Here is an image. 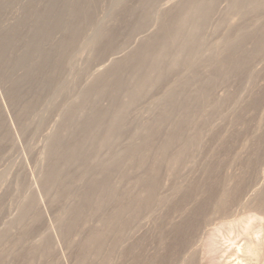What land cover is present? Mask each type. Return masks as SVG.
Returning a JSON list of instances; mask_svg holds the SVG:
<instances>
[{"label": "rangeland", "instance_id": "1", "mask_svg": "<svg viewBox=\"0 0 264 264\" xmlns=\"http://www.w3.org/2000/svg\"><path fill=\"white\" fill-rule=\"evenodd\" d=\"M49 1L50 0H0V54H2L0 56V57H2V58H0V75L3 74V72H4V75L0 76V264H79L80 261H78L77 259L80 258V257L78 258V256L81 254L80 249H87L88 248L87 243H86V239L88 238L89 234L92 231H95V229H99V228L103 227L101 220L103 218H105L108 213L111 214L114 211V210H111L114 206L116 209V206H118V202H115L114 204H109L108 207L106 208L105 213L104 214L100 213L95 206H98V203L100 201L107 200L108 194L105 195L106 191L102 190L103 185H98L96 191L94 192V194H95L94 203H92L90 206L86 207L85 216L81 215L78 218L75 217L74 220L77 221V227L74 229H71L68 233H65L62 236L61 235L58 236V234H61L60 231L58 230V229H60L59 223L61 221L65 222L71 218V217H67V215H68L67 211L70 210L71 208L75 209L77 206L81 205V202H80L81 195H83L86 191H88L90 189L93 190L97 186V184H102V181H103V179H105V177H104V171L101 170L99 167L96 168L93 166L89 170H85V169L80 170L79 164H75L77 166H74V164H73V166L71 165L72 167H67L64 171H62V175L70 174V175H73V177H74L73 180H71L70 182H67V185L71 184L70 189H69V187L67 188L68 193L66 192V189H64V191H62V189L59 190L60 187L59 188L55 187V188H58V190L53 188L52 190L49 191L50 193L49 192L43 193L42 187L41 188L39 187V186H43V180H41V179L44 176L45 172L47 171L48 167H50V165H51L50 162L51 163L54 162V157L52 156L53 157L52 158L49 154L50 153L49 147H50V143H51L50 138H51V136H53L55 134H59V132L63 136H66L65 135L66 133H68L67 135H69V133L73 130V126L70 124V127H69V122L66 123V119H65L67 116L66 114L68 113V111L73 109L74 106L79 105V102L77 103L76 100L77 101H78V99H79V101L81 100L80 96H83V94H82L83 92H84V96L86 93H88V91L87 92H85V91L89 88L91 89V86L93 85L92 83H94L96 81L97 76L99 77V75L108 73V71H110L114 67L113 63H115V65H116L117 63H122V60H124V59L125 60L123 62L127 61L126 59L130 58L132 56L131 54L135 55L137 53V51L140 49V47L143 45V43L145 44V42H148L150 39H154L156 37H159L160 41L165 40V37H163L161 39L160 36H163V35L159 34V31H160L161 26H162L161 25L162 20L160 21V16H161V19H162V15L169 18L171 15H173V12L177 11V8L172 9V8H175V6H176V5L174 6V4H177V5L182 4L181 1H183V0H158V1L156 0L155 5L157 8L156 7L152 8L154 13L152 11L149 15L146 14L148 16H144L145 15L144 13L146 12L147 8H146V5H143L144 3H141L142 2L141 0H125L126 2L123 1L122 3L121 2L118 3L117 0H97L96 3H94V4H91V3H89V1H86V0H66L69 2L66 4H64L65 0L64 1L63 0H51L50 2ZM62 1H63V3H62ZM85 1H86V3H85ZM233 1L234 0H219L215 4L214 13L208 18V21L206 23V26H205L204 32H203V38L206 40L205 45H207V46H205L206 48L205 47L203 48L204 50L203 49L201 50V52H200L201 54H199L198 56H193L191 58L190 63L188 65L190 67L192 66L193 68L191 69L190 67H186V68H183L180 70H175V71L167 73L165 78L159 83V85H156L155 88L154 87L150 88L148 90L147 94L144 95L145 97L143 96L144 98L142 97L140 99V102L137 101L134 104V106H132V108L129 109V111L125 115L126 118H124V126H123L124 128L122 130L123 134L121 133V136L118 137V138L121 137V139L119 141L116 140L117 143L113 144L114 148L111 147L114 151L112 150L111 152L114 153L116 151L117 155H119L120 153L123 152V150L126 147H128L132 144V142H133L132 139L137 138V139H135V141L136 140L141 141V137H142V140H143V137L145 138L146 136L149 135L146 133V131H144V127L148 124H152V126H155V130H157L159 132L157 134V137L159 136L158 138L160 140L162 139L160 141L162 144L164 142L163 140L166 139V137H165V136H167L166 134L171 130V127L173 126L172 121L165 122V123H159V121L157 120L160 116L159 114L166 110L167 104L165 103V100L167 98V95H169L174 89L178 88L182 81L187 79V77L189 78L194 73L198 74V75L201 74L200 76H203L204 78H206L207 76H209L210 73H215L214 71L220 72L218 67H216V68L211 67L210 66L211 63H208L209 61H207V60H208V58H209V60H211V58H213L212 57L213 55H215L217 57H221L224 54V53H222V47L225 44H228V45L234 44L233 40L227 39L226 37H227L228 31H231L233 27L234 28L236 27V25L237 26L239 25V26H241L247 30L258 29V30H262V32H264V19L262 18V17H264V9L263 8H259L257 10H251V11L245 12L244 13L246 15V16L244 15L245 18H243L241 20L238 19V21H236L237 23L235 22L236 24H234L233 22L232 23L228 22L227 18L229 17V14H228L230 11L229 7H230L231 3H233ZM82 2H83V6H82ZM261 3L264 4V0H261ZM88 4L91 5L90 8H88L89 7ZM117 4L118 5L120 4V6H118ZM64 5H65V7H64ZM73 6L74 7L76 6V7L74 8ZM141 6H142V9H140ZM158 6H160V7H158ZM123 7L124 8L127 7V8H125L126 10L123 9ZM37 8H38V10H37ZM95 8H97V9H95ZM143 8H146V9H144L145 11H143ZM60 9L62 10V12H65L64 14H62V16L60 15V13H62ZM76 9H77V11L79 10L80 12L83 11L84 9H86L87 12H91V14L93 13L91 15V17L93 16L92 18H94L95 21L92 18L88 19V18H90L89 17L90 13H89V16L87 19L86 18L84 19L83 16L79 17L78 14L81 15L82 12L79 13V11H78L77 15L74 14L76 12L75 11ZM92 9L93 10L95 9V11H92ZM70 10L75 11V12L73 11L74 13H72V18L75 15L77 16V17L75 16L76 18L74 17V19L76 21H73L74 19L72 20L73 26L76 22H78L79 25L81 24L82 26L75 24V26L78 27V28H76V27H73L72 25H69L71 22V21H69L71 19V17H69V15L71 16V14L69 12ZM227 10H229V11H227ZM49 11L52 13L49 14ZM56 11L62 17V22L61 21L60 22L62 24L64 23L62 25L59 22L60 23L59 27L61 28V27L67 26V27H69L68 30H67V28L65 29V27H64V29L63 28L60 29L59 27H57L58 20L56 23L55 18L54 17H53V19L51 18L53 15L58 18ZM160 11H161V13H160ZM35 12H37L36 13L37 16L39 15L38 16L39 19H41V16L43 17L42 19H44L47 16V15L45 16L46 12H48L47 14L49 15V18H51V22L53 20V22H55L57 24V25H55L54 28L52 26H50L52 28L49 29L50 30L49 31L50 36L48 35V37H47V38L50 37L49 39L43 38L44 39L43 40L41 35L39 34L38 31L41 28V26L43 25L42 21H44V20L41 19L42 21L40 22L41 25L39 27L38 26L39 24L37 23L39 19L37 18L36 15H34ZM128 12L130 13V15L128 14ZM42 14H44L45 17ZM136 14L138 15V17L140 16L141 20H140V18L137 17ZM152 14H154V15H152ZM65 16H66V18L69 17V18H67V19H69L68 23L66 22L67 19H64ZM144 17H146V18H144ZM80 18L84 19L85 21L81 20ZM63 19H64V22H63ZM33 20H35V21L37 20L36 23ZM87 20H89V21H87ZM91 20H92V22H90ZM135 20H136L137 24L134 22ZM49 21H50V19H48V21H46L47 23L44 22L45 25L48 24ZM138 21L141 22L140 24L143 23L142 28L140 27ZM221 21H224V22L220 23ZM51 22L48 24V26L50 24H52L54 26V24ZM133 23H134V25H132ZM31 25H32V27H31ZM36 25H37V27H36ZM228 25H231V26H228ZM71 26H72V29L73 28L74 29L76 28L77 30L79 29V31L82 33L80 35L81 39H79L80 37L78 36L79 38L77 40L79 42H77V40L75 41L77 45H75V43H74V45L72 47H68V45H69L68 41L70 40V38L72 36V34L70 32L74 33V31H73L74 29L71 30ZM38 27H39L38 31L37 30L33 31V29L35 30ZM43 27H44V25H43ZM55 28H57V30ZM80 28H82V29H80ZM103 28L106 30H103ZM44 29H45V27H44ZM53 29L56 31H54ZM100 29L103 30L102 31L103 35L101 36V38L104 36L103 37L104 40L99 39L98 41H102V42H100V44H99V42H96L98 44V46H97L96 43L93 44L92 41L98 37L97 34H99L98 31L100 32ZM65 30H67L68 32L67 31L65 32ZM108 30L112 35H110V36L105 35V34H107L106 32ZM12 33H14V34H12ZM37 36H38V38H37ZM107 37H110V39ZM29 38H31V39L29 40ZM39 38L41 39L40 41H39ZM36 40L38 41L37 44H39V42H41L40 44H42V45L39 44L40 48L36 44ZM33 41L35 42L34 46H33V43H34ZM249 42L246 43L244 51L246 53L259 54V55L255 56L253 58V61L250 62V64L246 65V67H244L245 74H244V72H242L243 73L242 75L240 73H238L236 76L234 75L235 79H234V77L231 78V75H232L231 74V75H229L230 77L225 78L226 80L221 79L223 82L219 80L217 82L218 85L217 84L215 85L217 87V89H214V92H213L214 95H212L213 99H211V101H209V104L212 103L211 105H213V102L219 100L221 97V99L223 98L222 100L220 99L222 104H223L222 105L223 107H220L221 109L220 108L219 109H213V106H210L209 104L206 103L205 105L202 106V109H204V110L201 112L204 114V116L207 115L206 116L207 120L205 117L202 118L203 114L200 111L198 113H199V115H202V117H200L199 115H196V118L198 116V118L195 120L196 124H198V123L201 124V122L204 123V121L206 124L208 123L207 125L205 124L206 126H208L207 127L208 130H205V131H208V132L206 134L204 131V134H203V136L206 134L204 136V139H203V142H205V144L203 143V145L200 147L201 149H199V150L197 149L195 151V152H197V154L195 152L192 153L193 155L189 157V161L187 160L185 162V163L188 162V164H184V166H182V168H180L179 173L176 174V176L179 175L178 179L175 176L168 175L170 173V172H168V171H170V169L167 167V164L165 162V167H167V168L163 167V169H162L164 171V173H162L163 176L160 173L161 178L159 177V179L161 180L164 177V175H166L164 177L165 179L163 178L161 181L158 179L159 180V184H158L159 190H157L158 193L156 196L158 199L155 198L153 200L155 204L152 202L153 204H151V206L149 207V210L146 211V213L145 212L143 213L144 216L143 215L139 216L141 219L138 217L134 220V226L133 227L135 229L137 228L136 231H134V228L131 229V227H132V224H131V226L127 229L128 231H126L127 233L124 234L122 239H120L118 245H116L114 250H112L113 252L114 251H116V252H114V253L112 252L113 254H111L112 256L110 257L109 263L103 257L105 254L103 255V253H102V256H100V257H92V259H89L87 261L88 264H119L121 259H124V258L126 261H128L127 262L128 264H136L134 262V259L138 258V257L142 258L140 260V262L142 260L145 261L146 259L149 260V257H150V259L152 258L151 260H152V262H154V260L156 258H158L157 256H160V257L162 256L161 259L163 258V260L159 259L160 258L159 257L158 259L155 260L156 263H158L157 261H159V263L161 264L163 261H166L168 259V262L166 261L162 264H174L176 262H178L177 264H184L185 259H187L188 256L191 255V252L193 254L196 253V255H197V256L195 255L196 264L197 263L203 264V262H204V264L206 262H209L208 264H216V262L213 261V259H212V257H213L212 255H211L212 256L211 257L208 255L206 256V254H205L206 253L205 252V249H206L205 248V242H206L207 238L210 236V231L212 230L214 232L215 229H217L218 227L222 231L221 226H223V227L227 226V228H228V225H226V226H225V224L222 225L223 221L225 223H227L230 220L231 221L232 220H238V219L242 218V214L244 216L245 215L247 216V214L249 213L248 211H250V210L252 213L257 211V208H254V205L250 206V203H251V200L253 199V201H254V198H256V197H258L260 199L259 195L261 194V192H264V190H263L264 189V142H263V140H264V137H263L264 136V48L260 47L258 49L253 40H251ZM212 43H214L215 45H212ZM99 45H101V46H99ZM109 45H110V47H109ZM94 46L95 47L97 46V49H95ZM210 46L219 47L218 48L219 52H216L215 54L212 52H209ZM32 47H37V49L41 50L43 53H41V55H40V53L36 52V54H35L34 50L37 51V49L33 50ZM61 47H62L64 53H65L64 48L68 47L69 49L66 50V52L69 51L68 55H71L69 57H66L68 60L67 61L65 60L64 66L62 65V62H64L63 59L65 58V56H68V55H67V53H65L64 55H61V54H63V51L62 50L60 51ZM8 51H9V53H8ZM26 51L30 52L29 54L26 53L27 56L25 55ZM45 51H46V53H45ZM24 55H25V57H23ZM39 55H40V58H39ZM58 55L61 58V63H59V65H58V61H60L59 60L60 58L58 57ZM41 57H43V58H41ZM56 57L59 58L58 61H57ZM201 57H202L203 61H202ZM18 59L19 60L21 59L22 61H17ZM40 59H41V61H39ZM27 60H28V62H27ZM204 60H205V64H203ZM25 61H26V63H25ZM37 61H38V63H37ZM14 62H16L17 64ZM19 62H22V64H20ZM201 62H203L202 67L199 64ZM8 63H10L9 67L6 66V65H8ZM35 63L40 64V65H38V67H36V66L32 67V66H34ZM206 64H207V66H206ZM134 65H135L134 63H131L125 67V70L127 71V73L130 74L133 72ZM58 66H61V67H59V69H56V67L58 68ZM25 67H26V69H25ZM214 67H215V65H214ZM12 69H13V71L11 72ZM226 69L232 70V66L230 65V66L226 67ZM30 71H33V72L30 73ZM34 72H37V73H34ZM234 72H236V70ZM244 75H246L245 76L246 78L243 77ZM239 76H240V78H239ZM53 78L57 79V80L55 79L56 82L58 81V83H56L57 85L54 84L55 80L53 81ZM6 79L8 81H6ZM18 79H20L19 82H18ZM21 79L23 80L22 82H21ZM219 82H221V83H219ZM10 83H11V85H10ZM17 83L18 84L20 83V85H17ZM50 83L51 84L53 83L54 85L52 87H50V85H51ZM248 85H249V87H248ZM17 86H21L22 88L21 87L19 88ZM192 87L194 90L195 86H192ZM192 87H191V89H192ZM239 89H241V90H239ZM215 92L219 95H216ZM122 94L113 92V94L110 96L106 95L104 97H100L97 99L96 98L94 99L92 97L94 99V101L89 100V104H87L88 107L86 108V106H85V109H87L85 111V113L86 114L90 113L96 107L97 108L99 107L103 110H106L108 113L109 112L112 113V109H113L112 108L113 107L112 106V103H113L112 100L114 97H118L120 101L126 100V98H124V94L123 95ZM252 95H253V97H252ZM92 98H90V99H92ZM228 98H230V100ZM244 99L246 101H244ZM257 100H258V102H257ZM96 102H98V103H96ZM26 103H28V104H26ZM235 103H237V104H235ZM23 105H24V107H23ZM25 105L26 106L27 105H33L35 108H33V106H32V110L29 109V111H26ZM240 105H242L241 106L242 108H240ZM24 111H26V113ZM237 114H240V115H237ZM63 117H65V118H63ZM77 119L80 120L79 118H77ZM77 119L75 120L76 124L80 123V121H78ZM200 119H201V121H200ZM175 120L177 122L182 121V117L179 113L176 115ZM15 123H18V124H15ZM210 125H211V127H209ZM139 126L141 129L139 128ZM212 127H213V129H212ZM70 128H72V129H70ZM67 129H68V131L69 130L70 131L66 132ZM218 129H219V131H218ZM15 130H16V132H15ZM188 130H192L191 127H189ZM17 131L20 133H18ZM57 131H59V132H57ZM190 133H191V131H189V132L185 131L184 136L186 134H188L187 136H191L192 133H191V135H190ZM208 133H209V135H208ZM210 133H212V134H210ZM224 133H227V134H224ZM233 134H234V136H233ZM213 135L216 136V138ZM226 136H227V138H226ZM260 136H261V138H260ZM157 137H155V138H157ZM207 137H210V138L207 139ZM230 137L233 139V140L231 139L233 142L230 140ZM76 138H82V136L77 135ZM158 138H157V140L155 139V141H154V143H155L154 144L155 145L154 146L155 147L154 153H156V148H158L160 145ZM210 139H211V141H210ZM227 139H229V140H227ZM130 140H132V142ZM206 140L208 142H206ZM216 140L218 142H215ZM219 140H221V141H219ZM211 142L213 143L214 146L212 145ZM223 142H225V143H223ZM260 142H262L263 144ZM181 143H182V141L180 142V144ZM209 143H211V144L209 145ZM222 143L225 145H223ZM156 144H158V145H156ZM249 145H250V147H249ZM228 146H230L229 147L230 149H228ZM204 147H205V149H204ZM211 147H212V149H211ZM253 148H255V149H253ZM107 149L109 150V148L98 149L97 151L99 154L96 153V156L98 154V156L101 157V158L100 157L99 158L102 159V161L106 160L107 158L110 157V155H109L110 151H108ZM202 149H204V150H202ZM219 149H221V150L219 151ZM250 149L251 150L253 149V150L251 151ZM211 150H214L215 153H213V151H211ZM249 150L251 153L249 152ZM246 151H248L247 154H246ZM46 152H47V154H49L48 157L46 156ZM220 152H222V153H220ZM197 155H199V156H197ZM192 158H193V160H192ZM250 158H252V159H250ZM198 159H200V160H198ZM236 159H238V160L236 161ZM239 159H240V161H239ZM203 160H205V161L203 162ZM227 160H229V161H227ZM124 162H126V161H124ZM242 162L244 165L243 164L241 165ZM88 163H89V161H88ZM198 163L199 164L201 163V164L197 166ZM205 163L209 166H212L215 163L212 166L213 172L210 175L211 177L208 176V174H206L205 169L207 168V166ZM188 166H189V169L191 168L190 170H188ZM248 166H249V168H248ZM123 167L126 168L127 165L125 164V166L123 165ZM185 167H186V169H185ZM202 169H204L205 171ZM129 170H130V168H129ZM131 170H133L132 173H135L137 171V175L145 173L144 169L138 171L139 169L132 167ZM131 170H130V173H131ZM165 170H168V171H166L167 173H165ZM201 170L203 171V173ZM118 171H119L118 168L110 171L111 174H110L109 178H110V183L113 185V187H115L116 195L120 196L121 194H124L126 190L129 189L130 185L128 183L131 182V179H133V177H135L136 175L131 173L130 175H132V177L130 176V178L127 179L129 181L125 180V182L127 183L126 185H129V186H125L124 180L120 181V179H119V172ZM243 172H244V174H243ZM185 173H188V174H185ZM191 174L194 176H192ZM246 174H248V175H246ZM230 175H232L234 179ZM180 176H182L181 177L182 179L180 178ZM212 176H213V178H212ZM219 176H221V177H219ZM246 176H247V178H246ZM173 177H174V179H173ZM200 177H201V179H200ZM203 177L206 179H204ZM235 177H238V178H236V181H235ZM248 177H249V181H248ZM167 178H168V180H167ZM210 178L213 180H210ZM188 179L191 180V182ZM216 179H217V181H216ZM218 179H222V180L220 181ZM226 179H227V181H226ZM243 179H244V181H243ZM165 180H166V182H165ZM214 181H216V183ZM222 181H224V182H222ZM211 182H213V183H211ZM164 183H165V185H164ZM190 183H192V185ZM220 183H222V186ZM243 183H245V184H244V187L242 189ZM162 184H163V186H162ZM194 184L195 185L198 184L197 186L198 187L200 186V187L197 188V190L195 187L192 189ZM179 185L184 186L185 187L184 189L189 187L190 191L189 190H186V191H189L190 193H191V191L193 192L196 190L195 191L196 193L194 192L195 198H194V194H193V197H192V195H189L192 197V198L190 197V199L192 200L194 198L195 201H194V199L192 201L188 199L189 200V202H188V200H186L184 197L182 198V196L184 194L183 195L176 194L175 190L178 188L177 186H179ZM229 186H230V188H229ZM245 186H247V188H245ZM120 187H123L125 189L127 187V189L125 190L122 188L123 191L120 192V190H122V189H120ZM205 187L207 188V191H208L209 187H210L209 189H211V190H212V188H213V190L214 189L215 190H217V189L221 190V188H223L222 189L223 192H227L229 190L233 191V189H236L239 187L240 193H242L240 195L242 197V199H239L240 196H238L239 198H237V201L239 203L234 202V203H237L238 206L234 207L233 206L234 203H233L232 206L230 207L229 211L220 212L217 210V209H219L218 204H216V206L218 207L217 208L215 206V204L213 203L214 201H209L211 199L208 196L209 193L207 194ZM261 188H262V190H261ZM37 189H39L40 192H38L39 190L36 191ZM225 189H226V191H225ZM198 190L201 191L200 193L203 192V194H199ZM244 190H246V191H244ZM61 191L63 194V195L62 194L61 195L63 197L60 195ZM205 191H206V193H205ZM259 191H260V194L257 193ZM56 192L59 194V199L56 198L58 195ZM65 192H66V196H65ZM254 192H256V193L254 194ZM173 194H174V196H171ZM256 195H258V196H256ZM32 197H36L38 200V204L34 205L36 207L38 206L37 208L34 209V210L38 209V211L35 212L34 210H29L30 213L28 215L26 213H25L26 215L24 214L25 216L21 215L22 212H20V211L22 209L20 210V208H22L21 206L24 205L23 201L26 202L27 198L30 199ZM61 197L63 199H61ZM165 197H167V198L171 197L170 201L172 203L171 202L167 203V205H166V203L164 204L163 201H164ZM160 198H162V200ZM54 199H56L57 201H55ZM205 199L207 201H205ZM193 201L196 202L197 204L199 203L198 206H201V208H202V210L199 214L193 213L194 215L196 214L195 217L193 216V214L192 215L190 214L193 212L192 209L195 206H197V204L194 205ZM204 201L206 202V205L208 202H210V205L208 203V205L206 206ZM190 202H192V203L190 204ZM173 203L176 205V207H174L175 205ZM201 203L204 204L203 207H202ZM211 203H213V204H211ZM245 204H247L249 209L250 208L251 209L250 210H248V208L246 209L247 205L244 208V206H242V205H245ZM189 205H191L192 208ZM234 205H236V204H234ZM34 206H32V209L34 208ZM152 206L155 208H151ZM179 206H180V208H179ZM214 206L216 209L214 208ZM161 207H163V208L165 207L164 208L165 210L164 209L162 210ZM205 207L207 209L203 210ZM211 207H212V211L209 212ZM237 207H239V208H237ZM175 208H176V210H175ZM253 208H254V210L255 209L256 210L254 211ZM214 211H216V212H214ZM245 211H246V213H245ZM258 211H257V213H258ZM260 211L263 212V215L261 214ZM260 211H259V213L262 216L259 213H258L259 215L257 213L256 214L258 215V218L260 220H264V208L260 209ZM34 212L36 214H38V216L35 215ZM148 212H150V213H148ZM178 212H180V214ZM182 212L185 216H183ZM228 213L231 214V216ZM161 214H164V215L168 214L171 217L167 215L166 216L167 218H166L165 216H163ZM40 215L42 218L40 217ZM190 215L193 216L194 218L191 217ZM197 215H198V218H196ZM147 216L149 218H147ZM206 216H210V217L207 218ZM22 217L24 218V220ZM154 217H155L156 221L154 220ZM212 217H213V219H212ZM19 218L20 219L22 218V219L19 220ZM190 218H192V222H194V225L199 220L198 225L196 224L199 227H197L196 225L193 226V228L190 226L184 227L183 226L184 223L189 222ZM182 219H183V221H182ZM187 219H189V220H187ZM142 220H143V222H142ZM145 220H146V222H145ZM153 220L155 221V225L153 224V222H154ZM160 220L162 223L160 222ZM166 220L168 222H166ZM184 220H185V222H184ZM213 220H216V221L214 222ZM137 221L139 223L141 222L142 227H140V225H139V223H137ZM164 221H165V223H164ZM202 222H204L206 224L203 225ZM263 222L264 221H262V224H261L262 226H264ZM156 223H158L160 225L157 224V226H156ZM252 223H253V225L252 224H250V225L254 226V228L256 227V229H258V230L260 229L261 225L258 226L259 224H258L257 220L256 221L252 220ZM259 223H261V221ZM165 225H167L169 227H167V229H166V227H162ZM137 226H139V227H137ZM158 226H160V227H158ZM203 226L205 229L203 228ZM54 228H55V230H54ZM174 228H176V230ZM177 228L179 231H177ZM219 228L217 230H219ZM227 228H224V230L222 231L225 235H226V231H229ZM263 228L264 227L261 228L262 231H261V229H260V231H258L261 234H258V232H257V236L255 234V238H258L259 240H262L264 238V231H263L264 229ZM256 229L252 228L253 231H257ZM196 230H198V231H196ZM168 231L170 232V234ZM239 231H238V233H239ZM53 232H55V233H53ZM213 232H211V233H213ZM128 233H130V234L128 235ZM131 233H132V237H131ZM172 233H173V236H170V235H172ZM181 233L183 234V236ZM228 233H230V232H228ZM178 234H181V235H178ZM231 234L232 235L230 237L228 236L226 239H225L226 236L223 235L222 248H223V250L226 249V251H224L225 258L224 259L222 258V261L220 260V263L222 262V264H227V263L228 264H230V263L231 264H233V263L237 264V263L242 262L245 259V258L243 259V257H244L243 253L241 254L240 252H238L236 250L239 246L243 247V243L245 244V242L247 241V239H245V234L243 232L240 233V234H243L244 241H243V239H241V238H243L242 236L240 238V236H238V234L237 235L235 234V236L233 233H231ZM44 235H46V237H44ZM47 235L48 236L50 235L53 238L55 237L57 241L60 239L58 242H56L55 238L52 241H50V243H51L50 249H44L42 247V245L44 246L43 243L48 238ZM54 235H57L58 237L61 236V237L57 238V236H54ZM166 235H168V236H166ZM258 235H261L259 237L260 238L262 237V239H260L258 237ZM251 236H252V231L250 230V235L248 238H250ZM42 237L44 239H41ZM234 237H236V238H234ZM253 237H254V235H253ZM114 238L116 239V236H114L113 234L110 233L108 235V239H107L106 245L104 247V252L108 250L107 249L108 247H109L108 251H110V247L112 245L111 243L114 241ZM125 238H127V239H125ZM229 238L232 240L230 241ZM50 239H52V238H50ZM187 239H189V240H187ZM40 240H43V241L40 243ZM127 240L130 244L127 242ZM142 240L143 241L145 240V241L142 243ZM182 240H183V243H182ZM131 241H134V243ZM173 241L177 242V243H175L177 245H175ZM238 241H240V242H238ZM124 242H125V244H124ZM139 242H140V244H139ZM135 243H136L135 247L138 248L137 250L130 248V247H134ZM190 243H191V245H190ZM108 244H110V245H108ZM182 244H183V247L181 246ZM128 245H129V247H128ZM160 245H162V246H160ZM169 245H170V247H169ZM139 246H141V247H139ZM190 246H191V248H190ZM199 246L201 249L198 248ZM176 247L178 248V250ZM34 248H36L38 251L33 253L32 249H34ZM122 248L124 249L123 251H122ZM140 248L143 250H141ZM165 248L167 251L169 248L173 251L175 248L176 249L173 253V251H171L170 249L169 250L171 252L170 251H168V252L164 251ZM188 248H190V249L188 250ZM129 249H132L134 251L130 252ZM127 250H129V251L127 252ZM227 250L231 251V253L228 252L229 253L228 255L226 254ZM238 250H239V248H238ZM193 251H195V252H193ZM197 251H198V253H197ZM200 251H202V252H200ZM122 252H124V254ZM157 252L159 255H157ZM169 252L171 253V255ZM236 252H237V255H236ZM146 254H147V256H146ZM203 254H204V256H203ZM168 255H169V257H168ZM129 256H131V257H129ZM172 256H174L175 259H173L174 257H172ZM199 256L201 257V259ZM233 256H235V258H233ZM177 257H178V259H177ZM207 257H209V258L211 257L210 258L211 261H209L210 259ZM153 258H155V259H153ZM237 258H239V259L237 260ZM240 259H242V261H240ZM160 260H161V262H160ZM199 260H201L202 262ZM230 260H231V262H230ZM124 262L125 261H123V262L121 261L120 264H125L126 262L125 263ZM244 262H247V261H243V264H245Z\"/></svg>", "mask_w": 264, "mask_h": 264}, {"label": "bare ground", "instance_id": "2", "mask_svg": "<svg viewBox=\"0 0 264 264\" xmlns=\"http://www.w3.org/2000/svg\"><path fill=\"white\" fill-rule=\"evenodd\" d=\"M51 1V0H50ZM49 1V2H50ZM64 1V0H63ZM63 1H62V3H63ZM86 1H89V3H91V4H94V3H96V1L97 0H86ZM86 1H85V3H86ZM123 1H125V0H117V2L119 3V2H123ZM142 2L141 3H144L143 5H146V8H147V10H146V12L144 13L145 15L144 16H148L152 11H153V9L152 8H154V7H156V5H155V1L156 0H141ZM158 1V0H157ZM217 1H219V0H183V1H181V3L182 4H179V5H177V4H174V6H175V8H172V9H176L177 8V11H175V12H173V15H171L169 18H167L166 16H164V15H162V19H161V16H160V21L162 22V26H161V29H160V31H159V34H162L163 36H160L161 37V39L163 38V37H165V40H163V41H160L159 40V37H156V38H154V39H150L148 42H145V44L143 43V45L140 47V49L137 51V53L135 54V55H133V54H131L130 56V58H128V59H126L127 61H125V62H123L124 60H122V63H117L116 65H115V63H113V68L110 70V71H108V73H106V74H102V75H99V77L97 78L96 76V81L94 82V83H92L93 85L91 86V89L89 88V89H87L85 92H87L88 91V93H86L85 94V96H84V92L82 93L83 94V96H80L81 98V100L79 101V99H78V101L76 100V102L78 103L79 102V105L77 106H74V108L73 109H71L70 111H68V113L66 114L67 116H66V118L65 117H63V118H65L66 119V123H68L69 122V127H70V124L73 126V130L69 133V135H67L68 133H66L65 135L66 136H63V135H61L60 134V132L59 131H57V132H59V134H55V135H53V136H51V138H50V149H49V154H50V156L52 157H54V162H50V167H48V169H47V171L45 172V174H44V176L42 177V179L41 180H43V186H39L40 188L42 187V189H43V193H48L50 190H52L53 188H55V187H60V189L59 190H61L62 189V191H64V189H66V192H67V188L69 187V189H70V187H71V184H69V185H67V182H70L71 180H73V175H70V174H65V175H62V171H64L67 167H72L73 166V164H74V166H77V165H75V164H79V166H80V170H89L91 167H96V168H100L101 170H103L104 171V177H105V179H103V181H102V184H97V186L92 190V189H90V190H88V191H86L83 195H81V197H80V202H81V205H79V206H77L75 209H70V210H68L67 212H68V215H67V217H71L69 220H67V221H61L58 225L60 226H58L60 229H58L59 231H60V233L61 234H58V236L59 235H64L65 233H68L71 229H74V228H76L77 227V221H75L74 219H75V217L76 218H78L79 216H85V214H86V207H88V206H90L92 203H94V196H95V194H94V192L96 191V189H97V187H98V185H103V188H102V190H105L106 192H105V195L106 194H108V196H107V200H105V201H100L99 203H98V206H95L96 208H97V210L100 212V213H102V214H104L105 213V211H106V208L108 207V205L109 204H114L115 202H118V206H116V209H115V206L111 209V210H114L111 214H107L106 215V217L105 218H103L102 220H101V223L103 224V227H101V228H99V229H95V231H92L90 234H89V236H88V238L86 239V243H87V246H88V248L87 249H80V255L78 256V258L79 259H77L78 261H80L79 262V264H86L87 263V261L89 260V259H92V257H100V256H102V253H103V257H104V259L106 260V261H108V263H109V261H110V257L112 256L111 254H113L114 252H116V251H112V250H114V248L116 247V245H118V243H119V241H120V239H122V237L124 236V234L125 233H127L126 231H128L127 229L131 226V224H132V227H131V229L132 228H134L133 226H134V220L136 219V218H138L140 215L142 216L143 215V213L145 212L146 213V211H148L149 210V207L151 206V204H153L154 203V199L155 198H157L156 196H157V193H158V191L157 190H159L158 189V184H159V177L161 178V176H160V173H161V175H162V173H164V171L162 170L163 169V167H165V162H166V164H167V167L170 169V171H168V170H165V173H167L166 171H168V172H170L168 175H172V176H175V177H177V179H178V176H176V174L177 173H179V170H180V168H182V166H184V164H188V162L187 163H185L187 160L189 161V157L190 156H192L193 154V152H195L197 149L199 150V149H201L200 147L203 145V143L205 144V142H203V139H204V136L207 134V132L208 131H205V130H208L207 129V127L208 126H206L207 124L205 123V121H204V123L203 122H201V124H196L195 123V120L198 118V116H197V118H196V115H199V111L201 112V111H203L204 109H202V106L203 105H205L206 103L207 104H209V101H211V99H213V97H212V95H214V89H217V87L215 86L216 84H217V82L220 80V81H222L221 79H225V78H227V77H230L229 75H231V78L232 77H234V79H235V76L238 74V73H240L241 75L243 74L242 72H244V67H246V65H248V64H250V62H252L253 61V58L255 57V56H257V55H259V54H251V53H246L245 51H244V48H245V46H246V43L247 42H249V41H251V40H253L254 42H255V44H256V46H257V48L259 49L260 47H263L264 48V32H262V30H258V29H250V30H247V29H244L243 27H241V26H237L236 25V27L234 28H232V30L231 31H228V33H227V39H231V40H233V43L234 44H225L223 47H222V53H224L221 57H217V56H215V55H213L212 57L213 58H211V60H209V58H208V60L207 61H209L208 63H211L210 64V66L211 67H213V68H216V67H218L219 68V70H220V72H218V71H214L215 73H210L209 74V76H205L206 78H204L203 76H200V75H198V74H193L192 76H190L189 78L187 77V79H185L184 81H182L181 82V84L179 85V87L178 88H176V89H174L169 95H167V98H166V100H165V103L167 104L166 105V110L164 111V112H161L159 115V118L157 119L158 121H159V123H165V122H170V121H172V124H173V126L171 127V130L166 134L167 136H165L166 137V139L165 140H163L164 142L161 144V140L157 137V134L159 133L157 130H155V126H152V124H148V125H146L145 127H144V131H146V133L147 134H149L148 136H146L145 138L143 137V140H142V137H141V141H139V140H136L135 141V139H137V138H134V139H132L133 140V142H132V140H130L131 142H132V144L130 145V146H128V147H126L124 150H123V152L122 153H120L119 155H117V152L115 151L114 153L113 152H111L113 149L112 148H114L113 147V144L114 143H117V141L116 140H120L121 139V137L120 138H118L119 136H121V133L123 134V132H122V130H123V126H124V118H126V114H127V112L129 111V109L130 108H132V106H134V104L137 102V101H139L140 102V99L145 95V94H147V92H148V90L150 89V88H155V86L156 85H159V83L165 78V76H166V74L167 73H169V72H172V71H175V70H180V69H183V68H186V67H190L188 64L190 63V60H191V58L193 57V56H198L199 54H201L200 52H201V50L205 47V46H207V45H205L206 43V40L203 38V32H204V28H205V26H206V23H207V21H208V18L214 13V8H215V4L217 3ZM84 2V1H83ZM83 2H82V6H83ZM126 2V1H125ZM163 2V1H162ZM54 3V2H53ZM66 3H69L68 1H66L65 0V2H64V4H66ZM140 3V2H139ZM140 3V4H141ZM56 4V3H55ZM126 4V3H125ZM54 5V4H53ZM79 5V4H78ZM89 5V4H88ZM118 5V4H117ZM142 5V4H141ZM72 6V5H71ZM81 6V7H82ZM93 6V5H92ZM118 6H120V4L118 5ZM123 6V5H122ZM121 6V7H122ZM53 7V6H52ZM59 7V6H58ZM64 7H65V5H64ZM74 7V6H73ZM76 7V6H75ZM74 7V8H75ZM91 7V5H89V7L88 8H90ZM120 7V8H121ZM138 7V6H137ZM144 7V6H143ZM158 7H160V6H158ZM225 7V6H224ZM228 7V6H227ZM50 8V7H49ZM125 8H127V7H125ZM124 7H123V9H125ZM146 8H143V11H145L144 9H146ZM157 8V7H156ZM259 8H263L264 9V4H262L261 3V0H234L233 1V3H231V5H230V7H229V9H230V11L229 10H227V11H229V17L227 18V21L228 22H233L234 24H236L237 22L236 21H238V19H243V18H245V12H248V11H251V10H257V9H259ZM62 9V8H61ZM60 9V10H61ZM79 9V8H78ZM95 9H97V8H95ZM95 9L93 10L92 9V11H95ZM135 9V8H134ZM138 9V8H137ZM140 9H142V6H141V8ZM149 9V10H148ZM37 10H38V8H37ZM36 10V11H37ZM50 10V9H49ZM54 10V9H53ZM58 10V9H57ZM59 10V11H60ZM80 10V9H79ZM78 10V11H79ZM83 10V9H82ZM126 10V9H125ZM131 10V9H130ZM48 11V10H47ZM52 11V10H51ZM72 10H70L69 12H70V14H71V16L69 15V17H71V19L69 20V19H67V18H69V17H67L66 18V16H65V18L64 19H67L66 20V22L68 23L69 21H71L70 22V24L69 25H72L73 26V23H72V20L74 19V17L78 14L77 12V9L73 12H71ZM91 11V10H90ZM142 11V10H141ZM61 12H62V10H61ZM68 12V11H67ZM68 12V13H69ZM82 12V13H81ZM79 11V13H81V15L80 14H78L79 15V17L80 16H83V18L85 19H87L88 18V16H89V13H90V18H88V19H91L92 17H91V15L93 14H91V12H87V10L86 9H84L83 11ZM134 12V11H133ZM36 13L37 12H35L34 13V15H36ZM48 12H46V14H45V16L47 17H45L44 16V14H42L45 18L44 19H42L43 17L41 16V19L42 20H44V21H42L41 19H39V15L37 16V18L40 20H38V26L40 27V22L42 21L43 22V25H44V27H45V29H44V27H43V25L41 26V28L39 29V27L37 28V29H33V31H38V29H39V34L41 35V37H42V39L44 38V39H46L47 37H48V35H49V29H51L52 27L54 28L55 27V25H57V27H59V25H60V23L62 22V14H64L65 12H62V13H60V15H59V13H57V11H56V14H57V16H58V18L56 17V16H50L52 19H53V17L55 18V21H56V23H57V20H58V23L56 24L55 22H53V20H52V22H51V18H49V15L47 14ZM50 13H52V12H50L49 11V14ZM72 13H74V14H76L75 16H73V18H72ZM132 13V12H131ZM135 13V12H134ZM153 13H154V11H153ZM160 13H161V11H160ZM163 13V12H162ZM128 14L130 15V13L128 12ZM138 14V13H137ZM136 14V15H137ZM146 14H148V15H146ZM133 15V14H132ZM142 15V14H141ZM152 15H154V14H152ZM245 15V16H244ZM85 16V17H84ZM134 16V15H133ZM228 16V15H227ZM77 17V16H76ZM75 17V18H76ZM95 17V16H94ZM137 17H138V15H137ZM36 18V17H35ZM36 18V19H37ZM57 18V19H56ZM131 18V17H130ZM134 18V17H133ZM136 18V17H135ZM138 18H140V16L138 17ZM143 18V17H142ZM144 18H146V17H144ZM152 18V17H151ZM263 19H264V17H262ZM48 19H50V21H49V23L51 22V23H53L54 24V26L52 25V24H50L49 26H48V24H46L45 25V23L44 22H46V21H48ZM64 19H63V22H64ZM78 19V18H77ZM81 19V18H80ZM79 19V20H80ZM84 19H81V20H84ZM93 20H94V18H92ZM150 19V18H149ZM69 20V21H68ZM125 20V19H124ZM140 20H141V18H140ZM148 20V19H147ZM35 23H36V21L35 20H33ZM61 21V22H60ZM73 21H76L75 19L73 20ZM85 21V20H84ZM83 21V22H84ZM87 21H89V20H87ZM95 21V20H94ZM60 22V23H59ZM90 22H92V20L90 21ZM89 22V23H90ZM135 23H136V20L134 21ZM139 22V25H140V27L142 28L143 27V23L142 24H140L141 22L140 21H138ZM143 22V21H142ZM224 21H221L220 23H223ZM227 22V23H228ZM236 22V23H235ZM47 23V22H46ZM66 23V24H67ZM81 23V22H80ZM87 23V22H86ZM132 23V22H131ZM145 23V22H144ZM160 23V22H159ZM226 23V24H227ZM62 24V23H61ZM64 24V23H63ZM62 24V25H63ZM75 24H78L79 25V23L78 22H76ZM75 24H74V26L73 27H76L75 26ZM83 24V23H82ZM95 24V23H94ZM137 24V23H136ZM233 24V25H234ZM37 25H36V27H37ZM61 25V26H62ZM132 25H134V23L132 24ZM131 25V26H132ZM146 25V24H145ZM144 25V26H145ZM50 26H52V27H50ZM72 26H71V30H73L72 29ZM79 26H82L81 24L79 25ZM228 26H231V25H228ZM31 27H32V25H31ZM43 27V28H42ZM65 27V29L67 28V30L69 29V27H67V26H64ZM64 27H61V28H63L64 29ZM60 28V27H59ZM58 28V29H59ZM60 28V29H61ZM76 28H78V27H76ZM74 29L73 31H74V33H72V32H70L71 34H72V36H71V38H70V40L68 41L69 42V45H68V47H72L73 45H74V43H75V45H77L76 44V40L80 37V35H81V33L82 32H80L79 31V29L77 30V29ZM136 28V27H135ZM145 28V27H144ZM31 29V28H30ZM56 30H57V28H55ZM80 29H82V28H80ZM54 30V29H53ZM56 30H54V31H56ZM67 30H65V32L67 31ZM76 30V31H75ZM84 30V29H83ZM103 30H106V29H104L103 28ZM103 30H101L100 29V32L98 31V33L99 34H97L98 35V37L97 38H95L93 41H92V43L93 44H95L96 42H99V44H100V42H102V41H98L99 39L101 40V39H103V37L101 38V36L103 35V33H102V31ZM68 32V31H67ZM105 32V31H104ZM109 32V30L106 32L107 34H105V35H108V36H110V35H112L110 32ZM15 33V32H14ZM14 33H12V34H14ZM37 33V32H36ZM67 34V33H66ZM70 34V35H71ZM129 34V33H128ZM68 35V34H67ZM131 35V34H130ZM50 36V35H49ZM69 36V35H68ZM79 36V37H78ZM157 36V35H156ZM29 37V36H28ZM83 37V36H82ZM130 37V36H129ZM12 38V37H11ZM33 38V37H32ZM37 38H38V36H37ZM50 38V37H49ZM49 38H47V39H49ZM68 38V37H67ZM107 38H109L110 39V37H107ZM153 38V37H152ZM31 38H29V40H30ZM43 39V40H44ZM79 39H81V37L79 38ZM106 39V38H105ZM108 39V40H109ZM12 40V39H11ZM41 39L39 38V41H40ZM42 40V41H43ZM104 40V39H103ZM112 40V39H111ZM145 40V39H144ZM117 41V40H116ZM34 42V41H33ZM45 42V41H44ZM77 42H79L78 40H77ZM143 42V41H142ZM38 43V41L36 40V44ZM41 42H39V44H40ZM91 43V44H92ZM104 43V42H103ZM250 43V42H249ZM37 44L38 45V47L40 46V45H42V44ZM102 44V43H101ZM35 45V42L33 43V46ZM96 45L98 46V44L96 43ZM212 45H215L214 43H212ZM27 46V45H26ZM45 46V45H44ZM97 46L95 47V49H97ZM99 46H101V45H99ZM108 46V45H107ZM112 46V45H111ZM68 47H66V48H64L65 49V53H67V55L69 54V51H67L66 52V50H68L69 48ZM109 47H110V45H109ZM33 48V50L34 49H37V47H32ZM40 48V47H39ZM206 48V47H205ZM219 47H217V46H210L209 47V52H212V53H216V52H219V49H218ZM71 49V48H70ZM12 50V49H11ZM63 51V49H62V47H61V49H60V51ZM72 50V49H71ZM204 50V49H203ZM35 51V54H36V52H38V53H40V55H41V53H43L41 50H39V49H37V51L36 50H34ZM33 52V51H32ZM96 52V51H95ZM8 53H9V51H8ZM26 53L27 54H29L30 52L28 51H26L25 52V55H26ZM37 53V54H38ZM45 53H46V51H45ZM64 53V51H63V54H61V55H64L65 54ZM71 53V52H70ZM175 53V54H174ZM174 54V55H173ZM2 54H0V56H1ZM11 55V54H10ZM25 55L23 56V57H25ZM40 55H39V58H40ZM99 55V54H98ZM27 56V55H26ZM69 56H71V55H68V56H65V58L66 57H69ZM97 56V55H96ZM129 56V55H128ZM173 56V57H172ZM58 57H59V55H58ZM58 57H56V59H57V61H58V59L60 58H58ZM172 57V58H171ZM0 58H2V57H0ZM41 58H43V57H41ZM64 58V57H63ZM63 59L64 60V62H62V65L64 66L65 65V60L67 61L68 59L66 58V59ZM201 59H202V57H201ZM44 60V59H43ZM42 60V61H43ZM60 61H58V65H59V63H61V58L59 59ZM62 60V61H63ZM17 61H22L21 59L19 60H17ZM39 61H41V59L39 60ZM92 61V60H91ZM202 61H203V59H202ZM27 62H28V60H27ZM116 62V61H115ZM14 63H16V62H14ZM20 64H22V62H19ZM25 63H26V61H25ZM34 63V62H33ZM37 63H38V61H37ZM37 63H35L34 64V66H32V67H38V65H40V64H37ZM131 63H134L135 65H134V70H133V72L132 73H127V71L125 70V67L127 66V65H129V64H131ZM203 62H201V63H199L200 65H201V67H202V65L203 64H205V60H204V63L202 64ZM9 64L10 63H8V65H6V66H8L9 67ZM17 64V63H16ZM68 64V63H67ZM213 64V65H212ZM61 65V66H62ZM214 65H215V67H214ZM232 66V70H229V69H226V67H228V66ZM61 66H58V68L56 67V69H59V67H61ZM206 66H207V64H206ZM15 67V66H14ZM21 67V66H20ZM67 67V66H66ZM200 67V66H199ZM204 67V66H203ZM191 69L193 68L192 66L190 67ZM17 69V68H16ZM25 69H26V67H25ZM3 70V69H2ZM30 70V69H29ZM33 70V69H32ZM236 70V72H234ZM13 71V69L11 70V72ZM39 71V70H38ZM27 72V71H26ZM31 72H33V71H30V73ZM103 72V71H102ZM107 72V71H106ZM2 73V72H1ZM34 73H37V72H34ZM104 73V72H103ZM235 73V74H234ZM99 74V73H98ZM244 74H245V72H244ZM1 75H4V72H3V74H1ZM0 75V76H1ZM53 75V74H52ZM97 75V74H96ZM235 75V76H234ZM240 75V76H241ZM247 75V74H246ZM246 75H244L243 77H245ZM240 76H239V78H240ZM29 77V76H28ZM27 77V78H28ZM238 77V76H237ZM246 78V77H245ZM25 79V78H24ZM52 79V78H51ZM56 78H53V81L55 80ZM15 80V79H14ZM27 80V79H26ZM57 80V79H56ZM56 80H55V83L54 84H56V83H58V81L56 82ZM226 80V79H225ZM6 81H8L7 79H6ZM20 81V79H18V82ZM23 80L21 79V82H22ZM15 82V81H14ZM27 82V81H26ZM93 82V81H92ZM223 82V81H222ZM219 83H221V82H219ZM51 84V83H50ZM53 83L50 85V87H52L53 85H54ZM227 84V83H226ZM230 84V83H229ZM10 85H11V83H10ZM17 85H20V83L18 84L17 83ZM57 85V84H56ZM218 85V84H217ZM241 85V84H240ZM15 86V85H14ZM192 86H195L194 87V90H193V87ZM232 86V85H231ZM17 87H21V86H17ZM191 87H192V89H191ZM239 87V86H238ZM242 87V86H241ZM248 87H249V85H248ZM22 88V87H21ZM10 89V88H9ZM12 89V88H11ZM17 89V88H16ZM219 90V89H218ZM239 90H241V89H239ZM252 90V89H251ZM16 92V91H15ZM18 92V91H17ZM113 92L114 93H123L124 94V98H126V100L125 101H120L119 100V98L118 97H114L113 98V100H112V113L111 112H107L106 110H103V109H101V108H95V109H93V111H91L90 113H88V114H86L85 113V111L87 110V109H85V106H86V108L88 107V105L87 104H89V100H91V101H94V99L96 98H100V97H104V96H110V95H112L113 94ZM216 93V92H215ZM224 93V92H223ZM253 93V92H252ZM122 94V95H123ZM258 94V93H257ZM11 95V94H10ZM216 95H219V94H217L216 93ZM222 95V94H221ZM254 95V94H253ZM253 95H252V97H253ZM180 96V97H179ZM235 96V95H234ZM83 97V98H82ZM94 99H93V98ZM145 97V96H144ZM143 97V98H144ZM166 97V96H165ZM241 97V96H240ZM251 97V98H252ZM79 98V97H78ZM90 98H92V99H90ZM237 98V97H236ZM215 99V98H214ZM220 99H221V97H220ZM217 100V101H214L213 102V105H211V104H209L210 106H213V109H219L220 107H223L222 105V102H221V100L223 99H221V100ZM229 100H230V98H228ZM241 99V98H240ZM260 99V98H259ZM11 100V99H10ZM99 100V99H98ZM216 100V99H215ZM228 100V101H229ZM232 100V99H231ZM90 101V102H91ZM235 101V100H234ZM237 101V100H236ZM244 101H246L245 99H244ZM99 102V101H98ZM98 102H96V103H98ZM257 102H258V100H257ZM38 103V102H37ZM94 103V102H93ZM92 103V104H93ZM241 103V102H240ZM26 104H28V103H26ZM235 104H237V103H235ZM245 104V103H244ZM95 105V104H94ZM249 105V104H248ZM32 106L33 105H25V107H26V111H29V109H31L32 110ZM98 106V105H97ZM242 105H240V108H242L241 107ZM23 107H24V105H23ZM76 107V108H75ZM258 107V106H257ZM33 108H35L34 106H33ZM94 108V107H93ZM202 109V110H201ZM221 109V108H220ZM244 109V108H243ZM26 111H24L25 113H26ZM32 112V111H31ZM34 112V111H33ZM180 114L181 115V117H182V121L181 122H177L176 120H175V117H176V115L177 114ZM202 113V112H201ZM200 113V114H201ZM203 114V113H202ZM237 115H240V114H237ZM236 115V116H237ZM19 116V115H18ZM17 116V117H18ZM200 117H202V115H199ZM206 116L207 115H205L204 116V114H203V117L202 118H206ZM238 117V116H237ZM16 118V117H15ZM77 118H79L80 120H78ZM78 120V121H80V123H77L76 124V121L75 120ZM82 119V120H81ZM64 120V119H63ZM62 120V121H63ZM206 120H207V118H206ZM14 121V120H13ZM175 121V122H174ZM200 121H201V119H200ZM209 122V121H208ZM64 123V122H63ZM235 123V122H234ZM15 124H18V123H15ZM203 124V125H202ZM206 124V125H205ZM210 124V123H209ZM65 125V124H64ZM68 125V124H67ZM205 125V126H204ZM16 126V125H15ZM66 126V125H65ZM141 126V125H140ZM140 126H139V128H140ZM230 126V125H229ZM17 127V126H16ZM20 127V126H19ZM67 127V126H66ZM189 127H191V129L192 130H188L189 129ZM206 127V128H205ZM209 127H211V125L209 126ZM220 127V126H219ZM65 128V127H64ZM23 129V128H22ZM63 129V128H62ZM70 129H72V128H70ZM141 129V128H140ZM139 129V130H140ZM212 129H213V127H212ZM215 129V128H214ZM216 130V129H215ZM70 131V130H69ZM68 131V129H67V131L66 132H69ZM185 131H187V132H189V131H191V133H192V135H191V133H190V135L191 136H187L188 134H186L185 136H184V132ZM204 131H205V135L203 136V134H204ZM218 131H219V129H218ZM221 131V130H220ZM15 132H16V130H15ZM18 132V131H17ZM24 132V131H23ZM63 132V131H62ZM210 132V131H209ZM222 132V131H221ZM220 132V133H221ZM230 132V131H229ZM11 133V132H10ZM18 133H20V132H18ZM215 133V132H214ZM263 133V132H262ZM13 134V133H12ZM83 134V135H82ZM210 134H212V133H210ZM216 134V133H215ZM223 134V133H222ZM224 134H227V133H224ZM232 134V133H231ZM239 134V133H238ZM261 134V133H260ZM77 135H81L82 136V138H76V136ZM208 135H209V133H208ZM207 135V136H208ZM214 136V135H213ZM212 136V137H213ZM219 136V135H218ZM222 136V135H221ZM228 136V135H227ZM227 136H226V138H227ZM231 136V135H230ZM233 136H234V134H233ZM240 136V135H239ZM238 136V137H239ZM155 137H157L158 139H159V142H160V145H159V147L158 148H156V153H154L155 152V143H154V141H155V139L157 140V138H155ZM215 138H216V136H214ZM232 137V136H231ZM230 137V140L232 139ZM264 137V136H263ZM118 138V139H117ZM210 137H207V139H209ZM260 138H261V136H260ZM140 139V138H139ZM214 139V138H213ZM212 139V140H213ZM247 139V138H246ZM249 139V138H248ZM223 140V139H222ZM225 140V139H224ZM227 140H229V139H227ZM233 140V139H232ZM231 140V141H232ZM250 140V139H249ZM263 140V139H262ZM116 141V142H115ZM182 141V143L180 144V142ZM210 141H211V139H210ZM219 141H221V140H219ZM252 141V140H251ZM260 141V140H259ZM137 142V143H136ZM157 142V141H156ZM206 142H208L207 140H206ZM215 142H218L217 140L215 141ZM227 142V141H226ZM230 142V141H229ZM233 142V141H232ZM231 142V143H232ZM263 142H264V140H263ZM212 143V142H211ZM211 143H209V145L211 144ZM220 143V142H219ZM218 143V144H219ZM223 143H225V142H223ZM222 143V144H223ZM228 143V142H227ZM260 143H262V142H260ZM159 144V143H158ZM158 144H156V145H158ZM251 144V143H250ZM258 144V143H257ZM263 144V143H262ZM212 145H213V143H212ZM211 145V146H212ZM217 145V144H216ZM221 145V144H220ZM223 145H225V144H223ZM227 145V144H226ZM232 145V144H231ZM214 146V145H213ZM112 147V148H111ZM217 147V146H216ZM221 147V146H220ZM230 146H228V149H230L229 148ZM249 147H250V145H249ZM252 147V146H251ZM103 149V148H109V150L108 151H110L109 152V155H110V157L109 158H107L106 160H104V161H102V159H100L101 157L100 156H98V149ZM227 148V147H226ZM204 149H205V147H204ZM204 149H202V150H204ZM211 149H212V147H211ZM247 149V148H246ZM249 149V148H248ZM253 149H255V148H253ZM252 149V150H253ZM263 149V148H262ZM194 150V151H193ZM201 150V151H202ZM221 149H219V151H220ZM251 150V149H250ZM250 150H249V152H250ZM251 150V151H252ZM114 151V150H113ZM207 151V150H206ZM211 151H213V153H215V151L214 150H211ZM223 152V151H222ZM222 152H220V153H222ZM243 152V151H242ZM247 152L248 151H246V154H247ZM96 153H98L97 154V156H96ZM116 153V154H115ZM196 154H197V152H195ZM203 153V152H202ZM205 153V152H204ZM209 153V152H208ZM217 153V152H216ZM224 153V152H223ZM229 153V152H228ZM251 153V152H250ZM49 154H47V152H46V156L48 157V155ZM207 154V153H206ZM245 154V153H244ZM202 155V154H201ZM263 155V154H262ZM195 156V155H194ZM197 156H199V155H197ZM239 156V155H238ZM52 157V158H53ZM100 157V158H99ZM208 157V156H207ZM90 158V159H89ZM194 158V157H193ZM193 158H192V160H193ZM196 158V157H195ZM202 158V157H201ZM239 158V157H238ZM49 159V158H48ZM89 159V160H88ZM99 159V160H98ZM231 159V158H230ZM229 159V160H230ZM250 159H252V158H250ZM198 160H200V159H198ZM210 160V159H209ZM217 160V159H216ZM229 160H227V161H229ZM238 159H236V161H237ZM242 160V159H241ZM53 161V160H52ZM88 161H89V163H88ZM124 161H126V162H124ZM205 160H203V162H204ZM212 161V160H211ZM215 161V160H214ZM239 161H240V159H239ZM238 161V162H239ZM243 161V160H242ZM247 161V160H246ZM191 162V161H190ZM208 162V161H207ZM237 162V163H238ZM193 163V162H192ZM213 163V162H212ZM216 163V162H215ZM214 163V164H215ZM235 163V162H234ZM246 163V162H245ZM125 164L127 165V167L126 168H124L123 167V165L125 166ZM201 164V163H200ZM199 163L197 164V166L198 165H200ZM206 164V163H205ZM213 164V165H214ZM227 164V163H226ZM243 164V162L241 163V165ZM72 165V166H71ZM212 165V166H213ZM244 165V164H243ZM248 165V164H247ZM206 166H207V168L205 169L206 170V174H208V176H210L211 175V173L213 172V167L212 166H209V165H207L206 164ZM231 166V165H230ZM246 166V165H245ZM132 167H134V168H137V169H139L138 171H140V170H145V173L143 174H139V175H137V171L135 172V173H132V171L133 170H131V168ZM167 167H165V168H167ZM205 167V166H204ZM203 167V168H204ZM216 167V166H215ZM116 168H118L119 169V179H120V181H123L124 180V183H125V186H129L130 185V187H129V189L128 190H126L127 189V187H126V189L125 188H123V187H120V189H125L126 191H125V193L124 194H121L120 196L119 195H116V191H115V187H113V185L110 183V178H109V176H110V171H112L113 169H116ZM129 168H130V170H131V173L132 174H134V175H136L135 177H133V179H131V182H129L128 184L129 185H126L127 183L125 182V180L126 181H129V180H127V179H129L130 178V176L132 177V175H130L131 173H130V170H129ZM164 168V169H165ZM197 168V167H196ZM236 168V167H235ZM238 168V167H237ZM248 168H249V166H248ZM185 169H186V167H185ZM191 169V168H190ZM189 169V166H188V170H190ZM193 170V169H192ZM202 170H204V169H202ZM201 170V171H202ZM204 170V171H205ZM162 171V172H161ZM185 171V170H184ZM195 171V170H194ZM193 171V172H194ZM197 171V170H196ZM200 171V172H201ZM144 172V171H143ZM182 172V171H181ZM180 172V173H181ZM188 172V171H187ZM191 172V171H190ZM189 172V173H190ZM140 173V172H139ZM202 173H203V171H202ZM230 173V172H229ZM185 174H188V173H185ZM205 174V175H206ZM243 174H244V172H243ZM183 175V174H182ZM192 175V174H191ZM190 175V176H191ZM246 175H248V174H246ZM163 176V175H162ZM166 175H164V177H165ZM192 176H194V175H192ZM198 176V175H197ZM203 176V175H202ZM230 176H232V175H230ZM41 177V176H40ZM163 177V178H164ZM168 177V176H167ZM171 177V176H170ZM182 176H180V178H181ZM211 177V176H210ZM219 177H221V176H219ZM250 177V176H249ZM249 177H248V181H249ZM252 177V176H251ZM162 178V179H163ZM194 178V177H193ZM204 178V177H203ZM202 178V179H203ZM212 178H213V176H212ZM223 178V177H222ZM232 178H233V176H232ZM236 178H238V177H235V181H236ZM246 178H247V176H246ZM159 179V180H158ZM161 179V180H162ZM165 179V178H164ZM173 179H174V177H173ZM176 179V180H177ZM182 179V178H181ZM200 179H201V177H200ZM204 179H206V178H204ZM215 179V178H214ZM234 179V178H233ZM252 179V178H251ZM160 180V181H161ZM167 180H168V178H167ZM170 180V179H169ZM186 180V179H185ZM189 180V179H188ZM209 180V179H208ZM210 180H213V179H211L210 178ZM218 180H222V179H218ZM242 180V179H241ZM178 181V180H177ZM183 181V180H182ZM181 181V182H182ZM190 182H191V180H189ZM199 181V180H198ZM204 181V180H203ZM216 181H217V179H216ZM216 181H214L215 183H216ZM226 181H227V179H226ZM234 181V180H233ZM243 181H244V179H243ZM251 181V180H250ZM41 182V181H40ZM165 182H166V180H165ZM206 182V181H205ZM222 182H224V181H222ZM242 182V181H241ZM187 183V182H186ZM198 183V182H197ZM201 183V182H200ZM211 183H213V182H211ZM121 184V183H120ZM169 184V183H168ZM174 184V183H173ZM191 185H192V183H190ZM207 184V183H206ZM221 184V186H222V183H220ZM228 184V183H227ZM230 184V183H229ZM244 184L245 183H243V186H242V189H243V187H244ZM164 185H165V183H164ZM190 185V186H191ZM198 185V184H197ZM197 185H195L194 184V186L192 187V189L195 187L196 188V190H197V188H199ZM217 185V184H216ZM239 185V184H238ZM237 185V186H238ZM241 185V184H240ZM162 186H163V184H162ZM170 186V185H169ZM174 186V185H173ZM181 185H179V186H177L178 188L175 190V193L176 194H181V195H183L182 196V198L184 197L186 200H191L190 199V197L191 196H189V195H192V197H193V194H194V192L196 191L195 189V191H191V193L189 192L190 191V188L189 187H187L186 189H184L185 187L184 186H181ZM208 186V185H207ZM160 187V186H159ZM212 187V186H211ZM240 187V186H239ZM236 188V189H233V191L231 190H229V191H227V192H223V188H221V190H213V188H212V190L211 189H209L208 188V191H207V188L205 187V189H206V191H207V194H208V196L210 197V199L211 200H209V201H214L213 203L215 204V206H216V204H218V207H219V209H217L218 211H220V212H227V211H229V209H230V207L232 206V204L234 203V202H237V203H239L238 201H237V198H239L238 196H240L242 193H240V188ZM58 188H55V189H57L58 190ZM189 188V189H188ZM202 188V187H201ZM229 188H230V186H229ZM245 188H247V186H245ZM123 189L122 190H120V192L121 191H123ZM161 189V188H160ZM191 189V190H192ZM203 189V188H202ZM260 189V188H259ZM39 189H37L36 191H38ZM186 190H189V191H186ZM251 190V189H250ZM261 190H262V188H261ZM264 190V189H263ZM62 191H61V193H60V195L62 194ZM199 191V190H198ZM206 191H205V193H206ZM221 191V192H220ZM225 191H226V189H225ZM244 191H246V190H244ZM38 192H40V190L38 191ZM66 192H65V196H66ZM201 191H199L198 193L199 194H203V192L202 193H200ZM253 192V191H252ZM50 193V192H49ZM57 193V192H56ZM64 193V192H63ZM68 193V192H67ZM196 193V192H195ZM204 193V194H205ZM247 193V192H246ZM250 193V192H249ZM256 192H254V194H255ZM257 193H259L260 194V191L259 192H257ZM58 194V193H57ZM253 194V195H254ZM258 194V195H259ZM262 194V195H261ZM261 194L259 195V197H260V199L258 198V197H256V196H258V195H256L255 197L256 198H254V201H253V199L251 200V203H250V206L251 205H254V208H257V211L259 210L260 211V209H263L264 208V192H261ZM41 195V194H40ZM63 195V194H62ZM61 195V196H62ZM159 195V194H158ZM64 196V197H65ZM171 196H174V194L173 195H171ZM201 196V195H200ZM31 197V196H30ZM55 197V196H54ZM63 197V196H62ZM61 197V199H63ZM191 197V198H192ZM206 197V196H205ZM244 197V196H243ZM246 197V196H245ZM43 198V197H42ZM45 198V197H44ZM57 199H59V194L57 195V197H56ZM194 198H195V194H194ZM193 198V199H194ZM251 198V197H250ZM158 199V198H157ZM156 199V200H157ZM161 200H162V198H160ZM175 199V198H174ZM184 199V200H185ZM192 199V200H193ZM209 199V198H208ZM239 199H242V197L240 196V198ZM259 199V200H258ZM55 201H57L56 199H54ZM171 197L170 198H167V197H165L164 198V204L166 203V205H167V203H170L171 201ZM189 200H188V202H189ZM191 200V201H192ZM245 200V199H244ZM258 200V201H257ZM194 201H195V199H194ZM193 201V202H194ZM205 201H207L206 199H205ZM204 201V202H205ZM257 201V202H256ZM153 202V203H152ZM247 202V201H246ZM249 202V201H248ZM23 203H24V205H20L22 208H20V212H22V214L21 215H24L25 213L28 215L29 213H30V211L29 210H34L35 208H37L36 206H34V205H36V204H38V200H37V198L36 197H32V198H27V200H26V202L25 201H23ZM22 203V204H23ZM40 203V202H39ZM172 203V202H171ZM192 202H190V204H191ZM209 203V205H210V202H208ZM208 203H207V205H208ZM213 203H211V204H213ZM237 203H234V204H236V205H234L233 204V206L234 207H236V206H238L237 205ZM244 203V202H243ZM242 203V204H243ZM155 204V203H154ZM174 204V203H173ZM189 204V203H188ZM195 204H197L196 202H194V205ZM199 204V203H198ZM198 204H197V206H193L194 208L192 209L193 210V212L192 213H190L191 215L193 214V213H197V214H199L200 212H201V210H202V208H201V206H198ZM248 204V203H247ZM247 204H245V205H242V206H244V208H245V206L247 205ZM160 205V204H159ZM165 205V206H166ZM175 205V204H174ZM173 205V206H174ZM201 205H202V207H203V205L204 204H202L201 203ZM205 205H206V202H205ZM206 205V206H207ZM32 206H34V208L32 209ZM154 206V205H153ZM151 207V208H155V207ZM191 208H192V206L191 205H189ZM215 206H214V208H215ZM174 207H176V205L174 206ZM178 207V206H177ZM217 207V206H216ZM217 207V208H218ZM40 208V207H39ZM162 208V210L165 208H163V207H161ZM167 208V207H166ZM179 208H180V206H179ZM237 208H239V207H237ZM248 208V210H250L249 209V207H248V205H247V207H246V209ZM254 208H253V210H254ZM187 209V208H186ZM205 209H207L206 207L203 209V210H205ZM210 209V208H209ZM216 209V208H215ZM40 210V209H39ZM165 210V209H164ZM175 210H176V208H175ZM256 210V209H255ZM254 210V211H255ZM35 212L36 211H38V209H36V210H34ZM42 211V210H41ZM187 211V210H186ZM208 211V210H207ZM210 211H212V207H211V209L209 210V212ZM217 211V212H218ZM247 211V210H246ZM246 211H245V213H246ZM257 211L256 212H254L255 214L257 213ZM259 211H258V213H259ZM263 211V210H262ZM34 212V213H35ZM66 212V213H67ZM165 212V211H164ZM168 212V211H167ZM166 212V213H167ZM203 212V211H202ZM214 212H216V211H214ZM249 213L247 214V216L245 215H243L242 214V218L241 219H238V220H230V221H228L227 223H225L224 221H223V224L222 225H224L225 224V226L226 225H228V228H227V226L226 227H223V226H221L220 224V226H221V228H222V231L224 230V228H227L229 231H226V235L220 230V228H219V230H217V229H215V231L213 232L212 230L210 231V236L207 238V240H206V242H205V254H206V256L208 255V256H211L212 257V259H213V261H215L216 262V264H222V262L220 263V260L222 261V258L224 259L225 258V254H224V251H226V249H224L223 250V248H222V245H223V235H225L226 237H225V239L229 236H231L232 234L231 233H233L234 234V236H235V234L237 235L238 234V236H240V238H241V236L243 237V234H240L241 232H243L244 234H245V239H247V241L245 242V244L243 243V247H241V246H239L238 248H239V250H238V248L236 249L238 252H240L241 254L243 253V261H247V262H244L245 264H264V238L262 239V237L260 238L259 236H261V235H258V237L260 238V239H262V240H259L258 238H255V234H256V236H257V232L258 231H260V229L262 228V227H264V226H262L261 224H262V221H264V220H260L259 218H258V215L260 214H254V213H252L251 212V210L250 211H248ZM261 212V211H260ZM32 213V212H31ZM148 213H150V212H148ZM147 213V214H148ZM169 213V212H168ZM179 214H180V212H178ZM25 214V215H26ZM182 214H183V212H182ZM187 214V213H186ZM215 214V213H214ZM218 214V213H217ZM229 214V213H228ZM239 214V213H238ZM254 214V215H253ZM261 214L263 215V212H261ZM260 214V215H261ZM24 215V216H25ZM35 215H37L38 216V214H36L35 213ZM149 215V214H148ZM157 215V214H156ZM161 215H163V216H167L166 214L164 215V214H161ZM190 215V216H191ZM230 216H231V214H229ZM241 215V214H240ZM250 215V216H249ZM261 215V216H262ZM23 216V217H24ZM144 216V215H143ZM150 216V215H149ZM160 216V215H159ZM158 216V217H159ZM168 216H170V215H168ZM183 216H185L184 214H183ZM182 216V217H183ZM189 216V215H188ZM193 216L195 217L196 216V214L194 215L193 214ZM193 216H191V217H193ZM22 217V218H23ZM40 217H41V215H40ZM151 217V216H150ZM162 217V216H161ZM171 217V216H170ZM169 217V218H170ZM181 217V216H180ZM193 217V218H194ZM207 218L208 217H210V216H206ZM217 217V216H216ZM21 218V219H22ZM42 218V217H41ZM140 218V217H139ZM147 218H149L148 216H147ZM167 218V217H166ZM196 218H198V215H197V217ZM201 218V217H200ZM206 218V219H207ZM221 218V217H220ZM20 218H19V220H21ZM141 219V218H140ZM175 219V218H174ZM211 219V218H210ZM212 219H213V217H212ZM23 220H24V218H23ZM138 220V219H137ZM144 220V219H143ZM143 220H142V222H143ZM154 220L156 221V219H155V217H154ZM153 220V221H154ZM171 220V219H170ZM187 220H189V219H187ZM203 220V219H202ZM217 220V219H216ZM216 220H213L214 222L216 221ZM252 220H257V222H258V226H260V229L258 230V229H256V227L254 228V226H252L253 225V223H252ZM148 221V220H147ZM152 221V222H153ZM155 221L153 222V224L155 225ZM182 221H183V219H182ZM181 221V222H182ZM197 221V220H196ZM219 221V220H218ZM261 221V223H259ZM22 222V221H21ZM145 222H146V220H145ZM151 222V221H150ZM149 222V223H150ZM160 222H161V220H160ZM166 222H168L167 220H166ZM170 222V221H169ZM184 222H185V220H184ZM198 222H199V220H198ZM198 222H196V224L198 225ZM201 222V221H200ZM213 222V223H214ZM222 222V221H221ZM55 223V222H54ZM137 223H139L138 221H137ZM136 223V224H137ZM162 223V222H161ZM164 223H165V221H164ZM163 223V224H164ZM203 223V225L204 224H206V223H204V222H202ZM208 223V222H207ZM264 223V222H263ZM157 224L158 223H156V226H157ZM195 224V225H196ZM211 224V223H210ZM250 224H252V225H250ZM256 224V223H255ZM14 225V224H13ZM56 225V224H55ZM139 225H140V227H142L141 225V222L139 223ZM158 225H160V224H158ZM194 225V222H192V218H190V221L189 222H185L184 223V227L185 226H187V227H192L193 228V226H195ZM196 225V226H197ZM218 225V226H219ZM257 225V224H256ZM255 225V226H256ZM136 226V225H135ZM172 226V225H171ZM208 226V225H207ZM252 226V227H251ZM57 227V228H58ZM137 227H139V226H137ZM158 227H160V226H158ZM162 227H166V229H167V227H169V226H167V225H165V226H162ZM161 227V228H162ZM177 227V226H176ZM197 227H199V226H197ZM152 228V227H151ZM179 228V227H178ZM178 228H177V231H179L178 230ZM203 228H204V226H203ZM202 228V229H203ZM252 228L253 229H256L257 231H253L252 230ZM137 229V228H136ZM136 229L134 228V231H136ZM175 230H176V228H174ZM188 229V228H187ZM205 229V228H204ZM264 229V228H263ZM54 230H55V228H54ZM53 230V231H54ZM141 230V229H140ZM241 232H240V231ZM250 230L252 231V236L250 237V238H248L249 237V235H250ZM52 231V230H51ZM130 231V230H129ZM166 231V230H165ZM196 231H198V230H196ZM238 231H239V233H238ZM261 231H262V229H261ZM264 231V230H263ZM49 232V231H48ZM140 232V231H139ZM169 232V231H168ZM211 232H213V233H211ZM228 232H230V233H228ZM236 232V233H235ZM53 233H55V232H53ZM113 234L114 236H116V239L114 238V241L111 243L112 245H111V247H110V251H108L109 250V247L107 248L108 250V252L107 251H105L104 252V247H105V245H106V242H107V239H108V235L109 234ZM152 233V232H151ZM156 233V232H155ZM160 233V232H159ZM50 234V233H49ZM130 233H128V235H129ZM162 234V233H161ZM164 234V233H163ZM169 234H170V232H169ZM182 234V233H181ZM181 234H178V235H181ZM209 234V233H208ZM258 234H261V233H259L258 232ZM52 235V234H51ZM177 235V234H176ZM185 235V234H184ZM253 235H254V237H253ZM48 236V235H47ZM54 236H57V235H54ZM57 236V238H60V237H58ZM136 236V235H135ZM166 236H168V235H166ZM165 236V237H166ZM170 236H173V233H172V235H170ZM182 236H183V234H182ZM188 236V235H187ZM44 237H46V235H44ZM131 237H132V233H131ZM144 237V236H143ZM176 237V236H175ZM189 237V236H188ZM2 238V237H1ZM49 238V239H48ZM48 238L45 240V242L43 243L44 244V246L42 245V247L44 248V249H50V247H51V243H50V241H52L54 238L52 237V236H48ZM50 238H52V239H50ZM234 238H236V237H234ZM41 239H44L43 237L41 238ZM113 239V238H112ZM125 239H127V238H125ZM170 239V238H169ZM174 239V238H173ZM177 239V238H176ZM181 239V238H180ZM184 239V238H183ZM202 239V238H201ZM230 239V238H229ZM241 239H243V241H244V237L243 238H241ZM55 240H56V238H55ZM60 240V239H59ZM58 240V241H59ZM129 240V239H128ZM128 240H127V242H128ZM131 240V239H130ZM159 240V239H158ZM175 240V239H174ZM187 240H189V239H187ZM232 239H230V241H231ZM238 240V239H237ZM43 240H40V243L42 242ZM57 240H56V242H58ZM122 241V240H121ZM135 241V240H134ZM134 241H131V242H133L134 243ZM145 241V240H144ZM143 240H142V243L144 242ZM176 241V240H175ZM180 241V240H179ZM235 241V240H234ZM233 241V242H234ZM136 242V241H135ZM168 242V241H167ZM174 242V241H173ZM226 242V241H225ZM224 242V243H225ZM238 242H240V241H238ZM129 243V242H128ZM127 243V244H128ZM175 243H177V242H174V244ZM182 243H183V240H182ZM192 243V242H191ZM191 243H190V245H191ZM235 243V242H234ZM233 243V244H234ZM124 244H125V242H124ZM130 244V243H129ZM139 244H140V242H139ZM164 244V243H163ZM227 244V243H226ZM108 245H110V244H108ZM142 245V244H141ZM171 245V244H170ZM170 245H169V247H170ZM175 245H177V244H175ZM179 245V244H178ZM185 245V244H184ZM195 245V244H194ZM136 246V243H135V245H134V247H130V248H132V249H138V248H136L135 247ZM160 246H162V245H160ZM174 246V245H173ZM182 247H183V244L181 245ZM197 246V245H196ZM201 246V245H200ZM200 246L198 247V248H200ZM226 246V245H225ZM232 246V245H231ZM238 246V245H237ZM123 247V246H122ZM128 247H129V245H128ZM139 247H141V246H139ZM143 247V246H142ZM179 247V246H178ZM202 247V246H201ZM173 248V247H172ZM177 248V247H176ZM175 248V249H176ZM186 248V247H185ZM190 248H191V246H190ZM190 248H188V250L190 249ZM197 248V249H198ZM132 249H129L130 250V252L131 251H134V250H132ZM141 249V248H140ZM139 249V250H140ZM170 249V248H169ZM168 249V251H170ZM175 249H174V251H175ZM180 249V248H179ZM182 249V248H181ZM196 249V250H197ZM201 249V248H200ZM116 250V249H115ZM124 249L122 248V251H123ZM129 250H127V252L129 251ZM138 250V251H139ZM141 250H143V249H141ZM177 250H178V248H177ZM194 250V249H193ZM203 250V249H202ZM241 250V251H240ZM36 251H38L36 248H34V249H32V252L34 253V252H36ZM163 251V250H162ZM164 251H167L166 250V248H165V250ZM163 251V252H164ZM167 251V252H168ZM171 251H173V250H171ZM170 251V252H171ZM174 251H173V253H174ZM182 251V250H181ZM187 251V250H186ZM199 251V250H198ZM198 251H197V253H198ZM204 251V250H203ZM113 252V253H112ZM125 252V251H124ZM124 252H122L123 254H124ZM129 252V253H130ZM146 252V251H145ZM159 252V251H158ZM158 252H157V255H159L158 254ZM169 252V253H170ZM193 252H195V251H193ZM200 252H202V251H200ZM231 253V251L230 250H227V252H226V254L228 255L229 253ZM139 253V252H138ZM155 253V252H154ZM160 253V252H159ZM183 253V252H182ZM188 253V252H187ZM239 253V254H240ZM142 254V253H141ZM166 254V253H165ZM164 254V255H165ZM240 254V255H241ZM130 255V254H129ZM162 255V254H161ZM163 255V256H164ZM170 255H171V253H170ZM185 255V254H184ZM190 255V254H189ZM195 255H196V253L195 254H193L192 252H191V255L190 256H188V258L187 259H185V262H184V264H196V259H195ZM236 255H237V252H236ZM121 256V255H120ZM119 256V257H120ZM123 256V255H122ZM146 256H147V254H146ZM156 256V255H155ZM197 256V255H196ZM203 256H204V254H203ZM242 256V255H241ZM129 257H131V256H129ZM153 257V256H152ZM158 258L160 257V256H157ZM162 257V256H161ZM161 257L159 258V259H161ZM166 257V256H165ZM164 257V258H165ZM168 257H169V255H168ZM172 257H174V256H172ZM182 257V256H181ZM200 257V256H199ZM210 257V258H211ZM221 257V258H220ZM227 257V256H226ZM230 257V256H229ZM134 258V257H133ZM158 258H156V259H158ZM183 258V257H182ZM198 258V257H197ZM203 258V257H202ZM206 258V257H205ZM207 258H209V257H207ZM209 258V259H210ZM220 258V259H219ZM233 258H235V256H233ZM232 258V259H233ZM241 258V257H240ZM112 259V258H111ZM121 259V258H120ZM142 258L140 257H138V258H135L134 259V262L136 263V264H158L159 263V261H157L158 263H156L155 262V258H153V259H155L154 260V262H152V258L150 259V257H149V260L148 259H146L145 261H141L140 262V260H141ZM166 259V258H165ZM173 259H175V257L173 258ZM177 259H178V257H177ZM184 259V258H183ZM199 259V258H198ZM200 259H201V257H200ZM208 259V260H209ZM239 258H237V260H238ZM151 260V261H150ZM161 260H163V258L161 259ZM161 260H160V262H161ZM226 260V259H225ZM121 261L123 262V261H125L126 263L128 262V261H126L125 260V258L124 259H121ZM121 261H120V263H121ZM167 262H168V259L166 260ZM166 261H163L162 263H164V262H166ZM198 261V260H197ZM199 261H201V260H199ZM204 261V260H203ZM209 261H211V259L209 260ZM228 261V260H227ZM240 261H242V259H240ZM243 261L242 262H240V263H237V264H243ZM112 262V261H111ZM124 262V263H125ZM202 262V261H201ZM230 262H231V260H230ZM237 262V261H236ZM235 262V263H236ZM119 263V264H120ZM125 263V264H126ZM161 263V264H162ZM178 262H176V263H174V264H177ZM183 263V262H182ZM200 263V262H199ZM207 264L209 263V262H206ZM205 263V264H206ZM226 263V262H225ZM88 264V263H87ZM128 264V263H127ZM160 264V263H159ZM198 264V263H197ZM202 264V263H201ZM203 264H204V262H203ZM228 264V263H227ZM231 264V263H230ZM234 264V263H233Z\"/></svg>", "mask_w": 264, "mask_h": 264}]
</instances>
